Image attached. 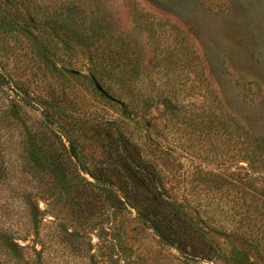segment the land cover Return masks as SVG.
<instances>
[{"label":"trees","instance_id":"trees-1","mask_svg":"<svg viewBox=\"0 0 264 264\" xmlns=\"http://www.w3.org/2000/svg\"><path fill=\"white\" fill-rule=\"evenodd\" d=\"M244 1L163 0V3L183 8L182 15L190 19V25L186 23L187 32L200 40L211 53L219 50L218 42L222 38L250 40L251 36L248 37L245 29H241L243 25L237 23V17L244 12ZM51 4L53 10L36 15V24L33 26L40 34L50 38L53 44L51 53L60 49L65 55L71 56L76 48H84L91 41L95 28L77 27L74 15L81 14L83 21L79 7L61 5L55 0ZM187 9L192 12L185 13ZM203 21L209 22L208 25H203ZM142 24L153 45L154 67L158 73L164 72L166 75L162 86L158 79L148 74L145 77L143 73V76L140 75L137 59L127 57L123 44L113 46L117 40L113 41L109 51L114 62H95L91 56L88 60L90 71L83 78L64 67V70H58L56 60L52 62V54L46 57L37 51L36 59L50 65L47 70L53 74L54 82L47 85V98L32 95L25 88L21 96L14 93L13 89L24 85L19 82L12 85L11 75L5 72L0 62V92L4 91L3 86L8 87L23 105L11 99L13 113L7 107L0 111V134L17 127L13 114L18 108L32 110L34 106H41L37 123L29 137L22 142L24 148L19 158L21 163L15 173L6 166L8 163L4 151L8 147L0 135V264L135 263L129 262L131 258L143 264L149 261L154 264H241L237 255L225 250L220 243L221 240L228 242L230 239L250 245L264 260V189H249L247 173L222 176L219 173L196 172L193 175L192 182L202 186L206 193L213 192L221 196L223 191L230 194L239 188L253 190L252 194L244 190L250 201L238 200L229 205L226 211L218 213L227 226H212L210 221L217 214L216 210L212 207L213 214L208 217L207 203L198 210L187 207L183 202L179 203L165 186L167 167L159 160L143 156L137 144L126 138L116 123L81 118L74 113L76 109L72 101L68 105L60 103L59 93L63 94L65 88L69 89L72 78L83 79L82 82L89 84L97 94L124 108L129 105L141 109L163 105L171 117L170 122L183 128L177 132L189 135L184 142L188 144L185 149L190 156H200L202 152L203 160L227 158L229 162H245L250 168L256 165L264 168V140L245 131L229 114H220L218 99L212 88L207 90V97L200 98L201 102L185 106L184 101L191 99L188 93L197 89L201 83L199 78L202 71V63L189 46L186 34L166 19L149 18L143 20ZM172 69L176 72L175 76L171 75ZM64 74L67 77L63 79L68 82L65 87L61 80L62 76H66ZM176 79L178 86H181L178 92L173 89L167 94L162 90L165 84ZM96 85L100 86L102 94L97 92ZM185 131H188L187 134ZM219 134L224 137L221 139L223 152L218 150L217 144H212L210 148L202 146L209 139L208 136L217 135L219 140ZM92 137H101L98 149H106V154L117 161L122 175L113 179L114 174H107V170L95 174L86 169L83 160L85 156L79 142L81 138ZM105 142L108 143L106 147ZM150 143L166 158L173 157L157 144ZM16 174L20 177V183H42L46 195L64 198L72 216L83 228L94 221L98 225L109 220V227L101 228L97 239H101V243L106 244L104 248H109L110 252L106 255L93 254L86 248L90 245V239L84 232H68L61 224H47L39 231V217L42 213L33 206L30 190L16 183ZM85 176L92 181H88ZM148 195L151 196L152 204L148 207L147 201V207H139V199ZM223 208L224 205L219 210ZM128 223L134 224V230L149 237L152 246H155L152 252L142 255L137 249H132L133 245H121H126L121 237L127 236L124 228ZM112 225L122 230L120 234L113 233L111 247H108L107 240L101 237H109ZM38 232H42L40 250H30L21 244L30 235L38 236ZM47 246L52 251L50 254ZM199 247H203L211 257L200 258ZM27 251L30 256H27Z\"/></svg>","mask_w":264,"mask_h":264},{"label":"rangeland","instance_id":"rangeland-1","mask_svg":"<svg viewBox=\"0 0 264 264\" xmlns=\"http://www.w3.org/2000/svg\"><path fill=\"white\" fill-rule=\"evenodd\" d=\"M52 1L0 0V62L5 72L11 75L10 82L12 85L15 82L24 85L21 88L13 89L14 93L21 96L25 88L32 95L47 98V85L54 82L51 76L53 74L47 70L50 65L48 66L45 62H39L36 59L37 51L46 57H50L52 54V62L54 59L56 60L58 70H64V67L83 78L90 71L91 67L88 60L91 56L95 62L99 60L104 63L114 62L109 51L115 40L117 42L113 46L123 44L122 47L126 50L127 57L131 60L137 59L141 76L144 74L145 77L148 74L153 79H158L162 86L166 80V75L164 72L158 73L154 67L153 45H151L149 36L143 28L142 21L149 18L154 20L166 19L186 34L189 46L202 63L199 78L201 83L197 89L188 93L191 99L184 101L185 106L189 103L201 102L200 98L202 96L207 97V90L212 88L218 99V112L229 114L234 122L245 131L264 140V0H245L244 12L237 17V23L243 25L241 29L246 30L244 32L248 37L251 36L250 40H241L238 37L232 40L222 38L218 42L219 50L211 53L200 40L187 32V24L190 25V19L182 15L183 8L164 5L163 0H55L58 4L75 5L82 10V22L81 14L79 16L78 14L74 15V19H77V27L85 26L88 28L91 26L95 28V35L91 41L84 48L80 46L76 48L71 56L65 55L66 53L60 49L51 53L53 44L50 38L46 34H40L33 26L36 24L34 22L36 15L40 16L44 11L48 13L53 10ZM186 12H192V10L188 11L187 9ZM207 21H203L202 24L208 25L209 22ZM57 45L59 48L60 45L58 43ZM175 73L172 69L171 75L175 76ZM64 75L66 76H62L61 80L63 77H67V74ZM72 80V83L69 82L71 84L69 89L65 88L63 94L59 93L60 103L68 105L72 101L74 109H76L74 113L81 118H95L116 123L126 138L137 144L143 156H147L151 160H159L167 167L165 186L179 203L183 202L193 210H198L201 206H206L207 203L209 206L206 211L208 217L213 214L212 207L216 210L217 214L211 217L210 224L212 226L218 227L220 224L227 226L222 215L218 213L226 211L229 205L238 200L250 201V199L245 195L244 190L246 189L243 188L236 189V192L230 194L223 191L221 196L216 193L213 194V192L206 193L205 189L202 190V186L193 183L191 180L196 172L219 173L222 176H228L232 173H247L250 180L249 189H264V168L262 167L259 168L256 165V167L250 168L245 162L235 160L229 162L227 158L203 160V153L200 151L199 157L186 154L188 151L185 148L188 144L184 140L188 139L189 135L185 136L183 135L184 132H177L183 128L177 123L173 125L170 122L171 117L163 105H154L151 108L143 107L144 109L129 105L124 108L122 105L112 103L106 97L97 94L89 84L85 81L82 82L83 79L72 78ZM63 81V87L68 86V82L65 79ZM178 85L179 82L176 79L165 84L162 90L167 94L173 89L178 92L181 88ZM2 89L4 91L0 92V111L7 107L13 113L11 99L16 101V104L23 106L8 87L3 86ZM205 104H207L206 100ZM34 107L35 109L32 110L18 108L17 112L15 111L13 114L15 118L13 121L18 124L17 127L12 130L9 129V131L6 130L8 132L2 131L0 134L1 140L8 147L4 151L5 161L8 163L6 166L14 173L17 172L19 169L17 166L21 163L19 158L23 154L24 148L22 142L29 137L33 126L39 119L41 106ZM187 132L185 131V134ZM208 137L209 139L202 146L210 148L212 144H217L218 150L223 152L221 139L224 137L220 135L219 140L217 135ZM100 138L80 139L79 146L85 156L83 158L85 167L95 174L107 170V174H114V179L122 175L121 168L113 157L106 154V149L104 151L98 149ZM150 142L157 144L164 152H170L173 157L166 158V155L161 154L160 150ZM106 146H108L107 142L104 143V147ZM16 176L18 178L16 183L26 190H30L29 192L32 194L30 200L33 206L42 213L39 217V231L42 226L47 224H61L69 230L68 232H84L86 237L90 239V245H87L86 248L93 254L106 255L110 252L109 248H104L106 244H102L101 239H97V236L101 234V228L109 227V220L98 223V225L94 221L92 224L89 223L87 228H83L72 216L71 209L64 198L46 195L42 189V183H20L19 175L16 174ZM85 177L88 181H92L88 176ZM246 191L252 194L253 190ZM147 201L149 207L152 204L151 196L148 195L139 199V207H147ZM223 205L224 208L220 211L219 209ZM74 222L77 223L74 224ZM126 225L124 232L127 236L121 238L126 241L127 246L121 244L122 246L132 247L133 245L132 249H137L142 255L149 254L154 250L155 246H152L145 233L134 230V224L128 223ZM114 226L112 225L113 229L107 239L101 237L102 240H107L108 247H111L113 233L120 234L122 230L118 226L115 228ZM41 237L42 232H38V236L30 235L21 244L29 247L30 250L35 248L38 251L41 249ZM126 237L128 241L132 240L128 242ZM31 241L33 242L31 243ZM220 243L225 250L232 251L237 255L241 264H264V260L257 255L256 250L240 240L230 239L228 242L221 240ZM47 248L50 254L52 251L50 247L47 246ZM198 249L201 250L198 254L200 258L211 257V254L204 251L203 247ZM188 250L190 251L189 248ZM26 254L30 256L28 255L30 254L29 251ZM129 262H135L131 264H143L140 260H133L132 258ZM120 264L124 263L121 262ZM148 264L154 263L149 261Z\"/></svg>","mask_w":264,"mask_h":264},{"label":"water","instance_id":"water-1","mask_svg":"<svg viewBox=\"0 0 264 264\" xmlns=\"http://www.w3.org/2000/svg\"><path fill=\"white\" fill-rule=\"evenodd\" d=\"M96 89H97V91H99L100 93H102V89L100 88V86L96 85Z\"/></svg>","mask_w":264,"mask_h":264}]
</instances>
